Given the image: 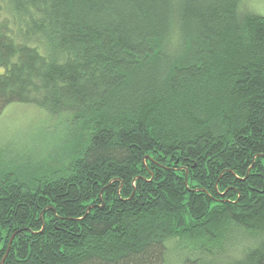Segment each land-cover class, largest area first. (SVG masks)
<instances>
[{
  "label": "trees",
  "instance_id": "obj_1",
  "mask_svg": "<svg viewBox=\"0 0 264 264\" xmlns=\"http://www.w3.org/2000/svg\"><path fill=\"white\" fill-rule=\"evenodd\" d=\"M239 1L0 0V109L64 133L0 169V264H168L171 238L264 264V14Z\"/></svg>",
  "mask_w": 264,
  "mask_h": 264
},
{
  "label": "rangeland",
  "instance_id": "obj_2",
  "mask_svg": "<svg viewBox=\"0 0 264 264\" xmlns=\"http://www.w3.org/2000/svg\"><path fill=\"white\" fill-rule=\"evenodd\" d=\"M238 9L264 14V0H240ZM58 117L31 103L10 102L3 106L0 109V169L17 165L27 157L40 158L53 147L52 157L58 156L56 148L64 138L62 131L59 135L56 131ZM166 243L168 264H177L183 242L171 238Z\"/></svg>",
  "mask_w": 264,
  "mask_h": 264
}]
</instances>
